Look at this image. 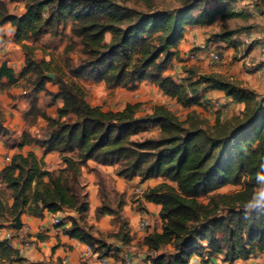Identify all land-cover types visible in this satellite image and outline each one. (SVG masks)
I'll use <instances>...</instances> for the list:
<instances>
[{"label":"trees","instance_id":"obj_1","mask_svg":"<svg viewBox=\"0 0 264 264\" xmlns=\"http://www.w3.org/2000/svg\"><path fill=\"white\" fill-rule=\"evenodd\" d=\"M22 1L24 11L20 15L8 13L0 2V28L9 24L13 41L25 52L19 77L31 72L35 77L33 88L26 90L30 91V106L24 120L30 125L42 118L47 134L43 139L24 134L20 147L34 143L44 149V155L57 153L64 167L48 171L43 160L31 152L13 155L0 171V227L17 214L42 217L44 211L53 215L71 211L76 218L70 219L64 234L89 246L98 257L109 256L110 245L93 237L84 223L87 194L78 179L82 167L93 161L117 167V176L127 180L139 177L141 182L158 178L165 181L143 196L146 202L161 206L163 224L161 233H149L144 239L147 252L152 254L147 257L148 264H188L193 256L210 261L218 256L223 264H233L264 254V210H242L261 187L257 174L264 175V97L257 98L252 91L213 74L197 75L191 69H186L180 83L163 75L172 60L178 59L177 47L185 28L211 25L217 17H239L231 4L209 11L198 8L192 0L171 10L134 13L104 0ZM67 23L71 24L72 37L79 39L85 59L69 68L67 75L56 77L49 62L32 60L33 47L26 42H36ZM106 34L111 36L108 42ZM233 34L230 31L216 37L224 40ZM72 49L68 45L65 52ZM17 80L18 76L3 63L0 88ZM83 81L130 91L149 82L182 106L200 104L201 91H220L235 103L244 104L245 109L232 125L217 118L212 130L206 131L195 125L185 127L162 105L153 106L151 113L140 117H136L138 104H127L116 112L91 107ZM47 82L58 87L56 94L49 95V104L62 102L56 118L47 116L37 105L36 95L45 91ZM3 123L0 113V138L8 136ZM150 127L160 129L159 138L133 141ZM227 185L243 187L231 195H212L208 204L198 201ZM5 191H9L11 205ZM215 199L222 203V211L226 210L224 216H217ZM104 214L99 208L97 216ZM110 214L120 224L114 238L126 244L130 235L125 222L119 221L117 213ZM167 245L173 247L172 252H162ZM0 264L28 263L7 242H0Z\"/></svg>","mask_w":264,"mask_h":264},{"label":"crops","instance_id":"obj_2","mask_svg":"<svg viewBox=\"0 0 264 264\" xmlns=\"http://www.w3.org/2000/svg\"><path fill=\"white\" fill-rule=\"evenodd\" d=\"M228 3L236 6L239 17H244L248 23L257 21L263 26V28L253 29L256 30V33H250V31V34H244L243 36L238 37V40H235L236 44L233 42L235 35L224 40H216L215 42L206 44L203 40L207 38V29L212 26V24L208 26H188L185 28L183 38L177 47L178 59L172 60L163 75L170 77L175 81V76L178 75L181 68H188L193 70L197 75L213 74L221 79L235 82L239 87L252 91L257 98H263L264 56L260 53V47L264 45V15L262 14L259 16L256 11L257 9L253 7L250 0H221L217 1L215 4H211V7L225 6ZM10 30L12 31L11 26L7 24L0 28V35L7 36L10 34ZM1 40H3V38H0V50H4L7 48V43H1L3 42ZM193 40H196L202 47L194 49L192 45ZM4 45L5 47H3ZM236 45L238 47H236ZM211 52L218 53L221 57L220 63H216L214 67L209 66L208 56ZM233 55L235 61L231 60ZM3 63H5L8 68L12 69L18 76V80L14 85H10L4 89L0 88V98L6 97L7 94L13 97L14 95L18 96L14 102L17 106L16 109L13 110L14 116L10 115L11 110L9 108L6 109L7 111L3 112V124L8 131V136L17 138V147L11 152L14 155H26L31 152L37 159L43 160L46 170L58 171L62 169L64 164L58 158L57 153L44 155V149L34 143L20 147L21 142L18 141L22 140L24 134L32 139H40L42 129L46 128L47 123L40 117L30 125L25 122L24 115L29 109L30 99H28V94L25 96L28 91L22 86V78L19 77L24 65H22L21 70L18 73L15 70L14 63L9 62L8 60H1L0 66ZM3 82H5V80ZM81 83L85 84L87 82L83 81ZM91 83L92 85L96 84L99 87L107 88L104 83ZM44 87L45 91L39 92L36 95L37 105L47 116L56 118L57 109L62 106V102L56 100L53 104H45L43 99H50L49 95L56 94L58 92V87L53 82H47ZM151 87H154V85L149 82H142L136 87L133 93L140 92L142 89L151 90ZM124 91H126V93L128 92L126 89H124ZM208 95H210L212 99L217 100L219 104L235 103L230 97H226L224 93L220 91H210ZM93 96L94 97L91 99L86 98L88 104L91 107H100L103 110L106 109L114 112L121 111L127 104H131V101L128 100V98H123L124 107L116 110L114 107H105L100 96H97V94H93ZM121 96L124 97L126 94H122ZM116 98L118 99L119 97ZM165 99L169 100L167 97H165ZM114 168L115 167L103 166L93 161H88L81 169V177L86 182V190L89 192L88 225L93 226L99 234L109 231L112 226L111 216L104 215L100 217L99 220L94 219V212L96 207L100 205V200L97 195L98 186L95 183L93 170H96L99 173H106L108 178L110 173V177L113 179L112 188L121 194L125 192L128 193L129 187L133 185H135V188L149 190L161 182V179L159 178L148 179L144 182H141L139 177H133L127 180L115 175ZM3 193L8 205H11L12 199L9 198V191ZM133 202L135 203L128 201L124 206L123 215L130 226L136 225L137 231V221L139 222L142 217L147 216L149 219V226L145 232H148L151 227L150 221H152V219H159L161 206L146 202L143 198L138 196L133 199ZM138 203L140 204L139 207H137ZM136 207L138 210H135ZM53 217V214L46 211L43 212L42 217H33L23 214L20 216L22 225L20 230L9 229L7 227L9 223H4L2 227H0V235L9 232L11 234V240L8 244L18 252H20L24 241L30 243L29 248L20 253V256L24 258L28 264H60L63 259L67 260V264H79L81 255L87 245L75 239H70L64 234V230L71 224L70 219H75L76 215L71 211H63L61 213V219L63 222L59 226H54L52 224ZM154 232L161 233V227L156 228ZM94 235L98 236V234ZM144 250H147V247H144ZM113 255V252H111L109 256H107V264H118ZM130 255L134 256H131L132 264H148V261H144V253L133 252ZM97 258V254L92 255L90 260L87 261V264H98ZM211 260L212 264H223L215 257H212ZM233 264H264V254L256 257L252 256L247 260H237Z\"/></svg>","mask_w":264,"mask_h":264},{"label":"rangeland","instance_id":"obj_3","mask_svg":"<svg viewBox=\"0 0 264 264\" xmlns=\"http://www.w3.org/2000/svg\"><path fill=\"white\" fill-rule=\"evenodd\" d=\"M110 2L114 5H117L120 8L125 10H131L132 12H147L150 10H171L180 7L185 2H191L192 0H150V1H142V0H104ZM2 4L5 5L8 13L13 15H19L24 11V3L22 0H0ZM250 3L256 8L257 13L260 15H264V0H250ZM212 11V10H210ZM195 11L193 12V14ZM134 19V18H133ZM257 28H263L257 21H252L248 23L244 17H237L233 19H221L217 18L216 21L210 26L207 30V38L203 40L204 43H211L219 40L216 36L223 35L227 32L233 31L235 35V39H233L234 44H236L235 40H238V37L243 36L244 34L256 33ZM71 24L67 23L65 26H60L58 30L51 33H46L42 35V37L36 42H26V44L33 47L32 50V60L34 62H39L41 60H45L50 64V71L56 77H59L63 74L67 75L69 68L78 66L84 59L85 56L81 52V45L78 38L72 37L71 35ZM251 31V32H250ZM250 32V33H249ZM7 36H1L3 38V42L7 43V48L4 50H0V61L8 60L11 63H14L15 70L19 73L22 65H24L25 60V52L21 49V45L15 43L12 38V31L10 30ZM110 34H106V41L110 40ZM68 45H71L73 49L70 52H65V49ZM236 47H238L236 45ZM232 61H235L234 55L231 58ZM220 63L217 62V64ZM215 63L211 62V58L209 57V66L214 67ZM172 68V67H171ZM170 68V69H171ZM23 69V68H22ZM188 69V68H187ZM33 70V69H32ZM186 77V69L181 68L180 72L177 76H175V81L177 83L182 82V79ZM34 74L31 72L27 76L23 77L22 86L26 90H31L34 86ZM87 83L82 84L85 88L86 95L88 99L93 98V94H97L100 96L105 107H114L116 110H119L124 107L123 100L127 99L131 101V104H138V110L136 113V117L144 116L145 114H149L152 111L153 106H165L170 103V100L165 99L164 95L160 92L157 87H151V90L142 89L140 92H135L128 90L124 91V88L117 87L113 90L108 87H99L98 85H92V81H85ZM232 82V81H231ZM235 83V82H233ZM127 90V89H126ZM210 90L201 91L200 92V104L198 105H188L182 106L180 104L171 102L170 111L174 113L181 122H184L185 127H189L190 125H195V127H199L202 130L210 131L215 126L217 118L221 122H226L227 124H233L237 118L242 117V113L245 109L244 104H235V103H218L217 100L212 99L210 95H208ZM30 91L26 93L29 94ZM122 94H126V96L122 97ZM128 94V95H127ZM18 96L14 95L10 96L7 94L6 97L0 98V113L3 115V112L7 111L9 108L11 110L10 115L14 116L13 110L16 109V98ZM116 97H119L118 99ZM204 97V98H203ZM124 98V99H123ZM45 104H49L50 99H43ZM104 111H108L104 109ZM116 112V111H115ZM47 134V129H42L41 138ZM160 137V129L157 127H150L146 132L139 134L138 136L133 138V141H142L147 138L157 139ZM19 140V139H18ZM21 142V141H18ZM17 145V138H12L10 136H5L0 138V170L6 167L9 163H4V159L6 156L12 158L14 155L11 151L15 149ZM58 155V154H57ZM59 158V155H58ZM60 159V158H59ZM3 162V163H2ZM45 165V164H44ZM117 167L114 168L115 175L117 172ZM94 171L95 183L98 186L97 195L100 200V205L96 207L94 212V219L99 220L100 217L104 215L111 216V226L112 228L107 232L98 233L97 230L88 225V212H89V192L86 190V182L82 179L81 174L79 176V186H82V192L87 194V202H88V211L86 213V217L84 220L85 225L90 228L93 237L99 238L104 242V244L110 245L113 256L115 258L116 263L123 264V260L128 257L130 261L132 258L131 253H144V261L147 260L148 252L144 250L145 244L144 239L147 234L154 232L156 228L161 227L162 230V220L159 216V219H152L151 227L148 232H138L135 226H130L128 221L123 215L124 206L130 201L133 202V199L137 196L135 194V185L129 187L128 193H118L113 187V179L107 177L106 173H99L96 170ZM165 182L161 179L160 183ZM171 184L170 182H167ZM173 185V184H171ZM242 185H227L209 197L199 198L198 201L203 204H208L209 198L213 195H231L242 189ZM258 191V189H257ZM143 198V197H142ZM139 199V198H138ZM137 199V200H138ZM214 202L218 203V211L217 216L221 217L226 214V210L222 211V203L215 199ZM139 204V203H138ZM137 204V205H138ZM102 208L105 212L104 215L97 216L98 209ZM135 210H138L136 207ZM242 210L247 211L244 208ZM111 213H117L119 215V221L125 222V229L129 230L130 240L125 244L124 242H120L114 238V234L118 233L120 230V224ZM248 212V211H247ZM148 219L147 216H144ZM149 221V219H148ZM9 225L7 227L9 229L12 228L13 220H9ZM138 223V221H137ZM136 223V224H137ZM138 228V227H137ZM13 229V228H12ZM123 230L124 232L126 230ZM14 234V233H13ZM94 234H98L95 236ZM205 243H203L204 245ZM117 250V251H115ZM173 251V247L171 245H167L162 249V252L170 253ZM121 252V254H120ZM134 257V256H132ZM218 260L222 262V258L218 256H214Z\"/></svg>","mask_w":264,"mask_h":264},{"label":"built area","instance_id":"obj_4","mask_svg":"<svg viewBox=\"0 0 264 264\" xmlns=\"http://www.w3.org/2000/svg\"><path fill=\"white\" fill-rule=\"evenodd\" d=\"M217 1H221V0H196L195 4L198 8H207L210 11V10H214V8H215V6L211 7V4H215ZM231 9L233 12H235V13L237 12V8L234 4L231 5ZM192 45H193L194 49H198V48L202 47L197 43L196 40H193ZM3 47H5V45ZM260 53L264 56V45H262L260 47ZM208 57H210L211 62L215 63V64L221 60L220 55L218 53H215V52H211ZM171 102H173V101H171ZM171 102L166 105V108L170 109L171 104H172ZM10 160H11V158L9 156H6L4 159V163H10ZM1 190H2V183H1V179H0V191ZM145 192H146V190H143L141 188L135 189V194L140 198H142L144 196ZM61 213L62 212H58V213L54 214L53 221H52V224L54 226H59L62 224L63 221L61 219ZM148 226H149L148 219L146 217H142L140 219V221L138 222V225H137L138 231L145 232L146 229L148 228ZM10 240H11V234L9 232L0 235V242H7L8 243ZM29 244L30 243L28 241H24L22 243L21 250L18 253L20 254L23 250L29 248V246H30ZM92 255H94V253L92 252L91 248L89 246H87L81 255V259H80L79 264H87V261L90 260ZM148 255H152V254L148 253ZM97 261H98V264H107V262H108L107 257H98ZM123 261H124L123 264H132V261H130V259L128 257H126ZM60 264H67V260L66 259L61 260ZM188 264H212V261L207 260L206 258H201L199 256H193L192 258H190Z\"/></svg>","mask_w":264,"mask_h":264},{"label":"clouds","instance_id":"obj_5","mask_svg":"<svg viewBox=\"0 0 264 264\" xmlns=\"http://www.w3.org/2000/svg\"><path fill=\"white\" fill-rule=\"evenodd\" d=\"M257 181L261 184V187L245 205L248 212L255 209L264 210V175L257 174Z\"/></svg>","mask_w":264,"mask_h":264},{"label":"water","instance_id":"obj_6","mask_svg":"<svg viewBox=\"0 0 264 264\" xmlns=\"http://www.w3.org/2000/svg\"><path fill=\"white\" fill-rule=\"evenodd\" d=\"M50 77L52 78L53 76L50 75ZM21 227H22V225H21V221H20V214H17L15 216V218L13 219L12 228L15 230H20Z\"/></svg>","mask_w":264,"mask_h":264}]
</instances>
